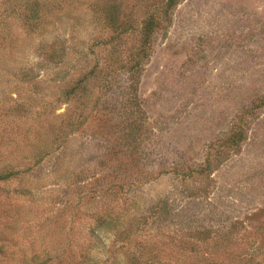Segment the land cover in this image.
I'll list each match as a JSON object with an SVG mask.
<instances>
[{
  "label": "rangeland",
  "instance_id": "rangeland-1",
  "mask_svg": "<svg viewBox=\"0 0 264 264\" xmlns=\"http://www.w3.org/2000/svg\"><path fill=\"white\" fill-rule=\"evenodd\" d=\"M166 2L0 0V264H264V0Z\"/></svg>",
  "mask_w": 264,
  "mask_h": 264
},
{
  "label": "trees",
  "instance_id": "trees-1",
  "mask_svg": "<svg viewBox=\"0 0 264 264\" xmlns=\"http://www.w3.org/2000/svg\"><path fill=\"white\" fill-rule=\"evenodd\" d=\"M173 2V0H167V2L165 3V5L170 6V4ZM34 8H36V6H34V4L28 3L25 4L21 14H24L25 12H27L26 15H24V18L27 20H29V22L27 23L28 28L33 29L35 27L38 26V22H39V18L37 16V14H35L34 16H32L31 14L33 13ZM30 12V14L28 15V13ZM32 16V18H31ZM33 18L34 21H33ZM145 25V30H144V40L145 42H147L148 38H150V36L152 35L151 32H153V30L156 27V21H154L153 19H148L145 21L144 23ZM133 81L134 77H130ZM132 82H130L129 87L121 93L120 98H117L116 100H114V102L112 103V105H119L122 106V112H117L118 114L115 115L117 116V122L115 123V127L114 129H112V137L113 140H120L117 143H124L125 145L121 148L123 150L128 151V155L127 157L123 156V157H118V153L117 151H115L114 149V157H110L109 159L106 158L105 161H102V166H107V168H109L112 171H118L116 172L114 175L116 177V175L119 174H129V173H133L134 171H138L142 169L143 165L142 162L140 161V153H139V146H140V142L143 140L142 138H147V133L151 130L150 129V125H147L143 128V133L141 128L142 124L137 123L138 121V117L135 115L136 112L139 110V102L137 101V95L135 93V91L137 90L136 88V84H134ZM81 83H83L84 85L86 84V81H80ZM111 81H109L108 79L106 80V84H105V92L107 91V89L110 88V86H112L110 84ZM83 87V85H79L78 88ZM136 88V89H135ZM83 88L80 89V91ZM85 90V89H84ZM134 90V91H133ZM83 94L82 96L84 98L87 97L86 93L81 91ZM97 101H95L96 106L98 105V97L96 99ZM118 103V104H117ZM143 135V137H142ZM231 138H234L235 141L234 142H240V139L238 138V134H233ZM238 138V140H237ZM232 139V140H234ZM141 140V141H140ZM113 147V146H112ZM114 148V147H113ZM111 150V148H110ZM125 153V152H123ZM115 160V161H113ZM112 162V163H111ZM107 163V164H106ZM112 168V169H111ZM13 174L12 173H7L5 175H0V181L3 180H7L8 178L12 177Z\"/></svg>",
  "mask_w": 264,
  "mask_h": 264
}]
</instances>
